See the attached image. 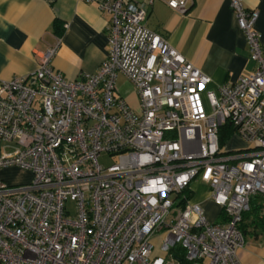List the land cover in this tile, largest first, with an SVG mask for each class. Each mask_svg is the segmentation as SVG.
I'll return each instance as SVG.
<instances>
[{"label": "built area", "instance_id": "2783aa9c", "mask_svg": "<svg viewBox=\"0 0 264 264\" xmlns=\"http://www.w3.org/2000/svg\"><path fill=\"white\" fill-rule=\"evenodd\" d=\"M80 1L108 16L97 71L80 80L58 72L56 39L32 73L0 81V171L32 173L23 184L0 179V264H181L179 252L187 264H241L242 214L252 195H264L257 11L229 0L256 66L213 91L207 75L145 26L154 0ZM159 1L184 13L188 0ZM118 73L133 85L135 108L118 93ZM225 124L243 145H220ZM198 177L217 221L188 197Z\"/></svg>", "mask_w": 264, "mask_h": 264}, {"label": "crops", "instance_id": "0c3cea01", "mask_svg": "<svg viewBox=\"0 0 264 264\" xmlns=\"http://www.w3.org/2000/svg\"><path fill=\"white\" fill-rule=\"evenodd\" d=\"M243 1L247 9L258 13L253 27L260 34L264 52V0ZM107 23L108 16L96 5L80 0H0V81L32 73L40 55L56 39L60 44L51 59L53 68L67 79L94 74L108 53ZM145 26L210 78L206 90L235 83L255 69L229 0H188L184 13L154 0L147 7ZM120 95L132 107L137 106L136 96L133 100L131 94ZM3 147L0 141V152ZM8 168L25 172L11 166L0 171L1 177ZM194 181L191 197L195 183L204 185ZM205 191V198L191 201L204 208L207 219L217 221L221 219L219 208L209 199L206 186ZM238 257L241 264H264V241L245 242Z\"/></svg>", "mask_w": 264, "mask_h": 264}, {"label": "rangeland", "instance_id": "374dc122", "mask_svg": "<svg viewBox=\"0 0 264 264\" xmlns=\"http://www.w3.org/2000/svg\"><path fill=\"white\" fill-rule=\"evenodd\" d=\"M117 87L118 90L120 92V94L124 95V94H131V97L133 98V100L135 99V92H134V88L133 85L131 84L130 81H128L124 76L119 75L117 78ZM204 102L205 105L207 104V97L204 93ZM207 107V105H206ZM226 144V146L229 148L230 146H240L243 145V143L238 140V139H234V138H230L229 140H226L223 145ZM116 160V157H113L112 159H107V158H100V163H103L104 165H108L113 163ZM22 169V168H21ZM24 171H17L14 169H10L8 168V170H6L4 173L5 175H3V177H1L0 174V179H2L6 184L8 185H16V184H23V183H27L28 181H30L32 179V173L29 170L24 169ZM1 173V172H0ZM198 182V183H203L201 180V177H198L195 179L194 183ZM204 184V183H203ZM194 190V194L191 197L192 201L198 200V199H203L206 196V191H205V186L204 185H199V184H194L193 187ZM67 209L73 213L74 212V206L73 203L71 201L67 202ZM208 212V211H206ZM214 210L211 209V213H213ZM209 221H211L210 218H208ZM162 236V232L157 233L154 238H153V243L156 247H158L159 242H160V238ZM262 241H264V236H260L259 238L255 239L249 236L245 237V242H257V243H261Z\"/></svg>", "mask_w": 264, "mask_h": 264}, {"label": "trees", "instance_id": "16d2710c", "mask_svg": "<svg viewBox=\"0 0 264 264\" xmlns=\"http://www.w3.org/2000/svg\"><path fill=\"white\" fill-rule=\"evenodd\" d=\"M231 133L232 129L229 124H225L219 129L220 145H223L230 138ZM188 197L190 198L191 195L188 194ZM239 229L244 237L249 236L257 239L264 236V195L254 194L250 197L249 208L242 214ZM175 251L179 252L178 250ZM176 258L181 264H187L181 252L176 254Z\"/></svg>", "mask_w": 264, "mask_h": 264}]
</instances>
